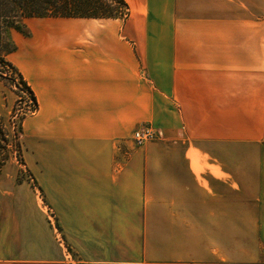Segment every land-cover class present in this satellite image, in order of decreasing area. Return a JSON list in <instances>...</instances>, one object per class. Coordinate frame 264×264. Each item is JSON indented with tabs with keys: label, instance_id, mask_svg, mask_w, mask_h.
Here are the masks:
<instances>
[{
	"label": "crops",
	"instance_id": "obj_1",
	"mask_svg": "<svg viewBox=\"0 0 264 264\" xmlns=\"http://www.w3.org/2000/svg\"><path fill=\"white\" fill-rule=\"evenodd\" d=\"M124 1L125 20L10 32L37 107L23 164L0 159V264L244 263L194 233L219 229L220 201L234 216L236 189L264 199V0ZM13 94L0 81L1 117ZM142 125L161 138L134 145Z\"/></svg>",
	"mask_w": 264,
	"mask_h": 264
},
{
	"label": "rangeland",
	"instance_id": "obj_2",
	"mask_svg": "<svg viewBox=\"0 0 264 264\" xmlns=\"http://www.w3.org/2000/svg\"><path fill=\"white\" fill-rule=\"evenodd\" d=\"M122 13H127L126 16L123 15V17H120L125 20L129 13L128 7L123 8ZM12 30L15 29H9L8 31L9 39ZM20 33L25 34L24 32ZM10 41L14 44L11 39ZM2 46L3 47H0V49L4 48V45ZM6 59L9 61L8 55L6 56ZM0 70L3 71V77L0 76V81L2 84H5L7 89H10V91L14 93L11 98L13 103H11L9 107L7 106L4 116H0V159L6 160L8 158H15L19 164H23L20 155L21 123L26 116L32 115L36 111L37 104L36 100L34 101L24 88H20L21 86L18 80V75L14 74L10 68H4L2 65H0ZM17 71L20 73L18 69ZM145 127L152 128L155 132V137L152 140L137 145L134 142V133ZM161 135V131L157 127L152 125H142L133 130L129 140L136 146H142L148 142L159 140ZM237 154L240 157L242 152H237ZM249 158H251V155ZM241 159H244V157ZM236 190L234 205L229 206L230 209L233 207L234 216H227L223 213L224 211H227V208L222 207V201H220L219 215H217V218L219 219V229L204 230L203 232H199L200 236L197 233L194 234L201 239V242L203 241V257L206 255L207 257L219 258L224 260L222 262L234 261L236 263L244 261V263L239 264H264V215L259 216L257 214L259 213L258 210L255 211V214L250 212V206L255 207L260 205L259 207H264V199L248 198L244 195L241 196L238 194L239 190ZM223 203L226 204V200H224ZM232 217H234L235 220L234 229L227 224V221ZM259 217L262 218V221H260Z\"/></svg>",
	"mask_w": 264,
	"mask_h": 264
},
{
	"label": "trees",
	"instance_id": "obj_3",
	"mask_svg": "<svg viewBox=\"0 0 264 264\" xmlns=\"http://www.w3.org/2000/svg\"><path fill=\"white\" fill-rule=\"evenodd\" d=\"M125 7L127 4L124 0H0V47L4 45L0 49V65L18 75L20 88H24L35 101L22 75L6 59L15 50L8 37L9 29L26 34L24 20L32 17L120 18L127 15L122 13ZM2 73L0 70V76Z\"/></svg>",
	"mask_w": 264,
	"mask_h": 264
},
{
	"label": "built area",
	"instance_id": "obj_4",
	"mask_svg": "<svg viewBox=\"0 0 264 264\" xmlns=\"http://www.w3.org/2000/svg\"><path fill=\"white\" fill-rule=\"evenodd\" d=\"M155 137V132L150 127L142 128L141 130L135 131L134 133V142L139 145L143 144L146 141L152 140Z\"/></svg>",
	"mask_w": 264,
	"mask_h": 264
}]
</instances>
